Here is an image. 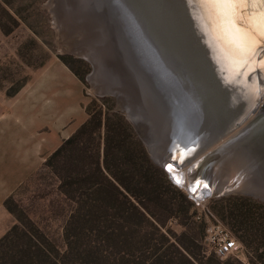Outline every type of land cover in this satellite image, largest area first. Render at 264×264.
Returning a JSON list of instances; mask_svg holds the SVG:
<instances>
[{
    "label": "rangeland",
    "instance_id": "obj_1",
    "mask_svg": "<svg viewBox=\"0 0 264 264\" xmlns=\"http://www.w3.org/2000/svg\"><path fill=\"white\" fill-rule=\"evenodd\" d=\"M56 1V3L54 1V8L57 9L58 12L60 10V12L57 13L60 19H62L61 22L55 17L56 10L51 8V0H0L1 7H4L8 11V13L15 16L19 20V24L14 27L13 31L10 34H5L0 27V98L8 96V92L13 91H18L14 96H16L17 94L22 95L23 93L32 92L34 89V84H39L40 88L44 92H46V94L53 93V89L51 88L55 84L54 86L57 87L58 92L60 93L59 96L62 95V97H57L54 99V96H47L46 98L48 102L52 99L61 101L62 105L68 108V113H63L64 127L63 132L61 133L63 141L65 140L67 135L71 131H73V129H75L78 125L80 126L88 119L87 106L89 104L93 105L94 111L98 110L99 105L101 104H103L104 111H107V107H111L113 112L121 114L123 118L130 124L136 136V139H139L142 142L151 160L158 167L164 169L169 181L173 184L168 175L167 168L163 167L166 165L167 160L166 158L160 159V155L164 153L167 157L173 158L174 156H176V153L178 155L181 154L182 156L187 157L185 166H188L189 160H191L188 159L189 156H192V158H196L203 154V152H201V146L205 145L206 142H202L204 139H207L206 137L208 136L207 134L197 135L194 130L192 132L190 131L194 127H198L201 116H203L201 114L196 115V112L190 110L193 103L195 105L198 103V105L201 104V101L197 99L199 95V89L195 83V80L197 79L195 73L189 70V72H168L170 73L169 76L173 77L169 80V82L167 81V86L163 85L164 83H162L163 81L160 80L158 73L152 68H150L148 73L144 71L145 69H143L142 72L144 75L141 72H138V74L135 69L132 71L133 75H129L127 77L128 74H125V71L121 67L122 64L119 62V60L115 57L112 58V56H114L113 50L118 48L119 50L117 49V51H115L117 54H119L121 50L122 54L119 55H124V65H126L130 61L128 65L130 64L129 66L131 67V69L135 68L134 59L132 60L133 57L130 56L133 54L125 55L123 49L124 9L122 7L123 4H121L123 2L121 0H108V2L107 0H100V3H102H99L97 5L94 3V0ZM96 5L100 7L97 9ZM110 5H112L113 7ZM58 6L59 8L60 6H62L63 9L66 6V10L70 8L72 9V11L68 10V12L65 13V11L63 10V17L61 9H59ZM115 7L118 9H116ZM52 10H54V16ZM103 19H105V23L103 22ZM110 20L113 22H110ZM2 21L4 23H7L8 27H12L9 18L5 17ZM110 32L112 35L110 34ZM110 37L114 39L112 40ZM120 37L122 38L123 43H121L120 41L119 44L117 41H114L117 39L119 40ZM106 43L107 46H105ZM23 44L27 45V51H34L33 56L31 57L33 66H28L21 58L20 47ZM66 48H74L78 50L80 54L68 52V50H65ZM107 48H109L108 51L105 50ZM84 50L88 52V55L86 57L82 53V51ZM90 52L91 54L93 53L95 55L98 53L100 55V61L103 60L108 68L103 71H97L93 59L89 58ZM125 56L128 57L125 58ZM127 58L129 59V61L127 60ZM162 62L163 64L172 66L169 64V61L167 62L163 60ZM163 64L160 63V67L164 72V76L169 77L167 70L166 68H164ZM59 67L63 68L64 73L59 70ZM139 67V64H137L136 68L138 71ZM66 72L72 73L80 81L81 86L78 90L79 102L77 101L76 106L75 103H72V100H70V84L67 83L66 85H64L67 82L64 77ZM115 72L116 76L114 75ZM176 72L178 76L176 75ZM141 75H143V78H141ZM53 77H56V82L53 81ZM61 77H63L64 80ZM131 78H133L135 84L137 83V87L135 86L134 81H132ZM137 78L140 79L141 82H139L140 80H138ZM137 80L138 82H136ZM145 82L149 85V87L147 86L148 89L145 88V86L147 85L144 84ZM139 83H142L143 85H140ZM152 85H154V88L152 87ZM142 86L144 88H142ZM150 88H153V90ZM158 95L160 96L158 97ZM141 96H143V99L150 105V109L146 106H144L145 108L142 107V104L144 105L145 102L142 101ZM185 99L187 101L189 100L188 102L190 105L188 103L186 104ZM161 102L162 104H165L162 105ZM119 104L121 110L119 109L120 107L118 108ZM261 104L264 105V100ZM124 106L128 107L127 110L132 119H134V117H139L142 122L136 123V121L134 120V126L133 123L126 118V115L124 113L125 111H123ZM252 117V120L243 124L242 127L240 126L241 132L238 134V136L235 137L236 141L235 139H233V141L230 140L232 141V144L228 145L230 147H225V149L231 150L232 153H227L228 157L224 158L223 163H221V161L219 160L220 162L218 166L216 163L217 161H215L216 164L214 166L217 170H219V172L221 171V173H223L224 171H232V173L229 172L231 176H235V173H239V170L231 169L229 167L230 165L231 167L235 166L238 161V156L236 154L234 146L236 145L235 142L242 140L244 136L246 138H250L254 135L260 136V134H264V114L261 111H258ZM184 128L191 129L185 130ZM48 130L47 132H49ZM144 140L148 143L149 146H152L154 144L155 146H159L158 149L160 150L158 151V154L156 153L157 151L154 152L155 155L159 156V161H155L152 159V155L148 151L147 145ZM151 140L155 143L152 144ZM56 150H54L53 152H48L45 155H41L43 162L41 164V167L34 173L35 177L26 181L16 191L14 199L15 201L13 205V207L15 208V212L17 213V215H19V217H21L23 225L24 223H28V219H31L32 221L37 223L39 229L44 232L52 242V246H47V250H49L48 252L52 254L55 262L58 264H60V262L63 264H68V262L69 264H124V245L120 243V245L116 246V242L114 239L110 240L108 243H104L103 240L106 238V236L103 234L99 235L98 233L94 235V240L102 241V243L100 244L101 246L97 248L101 253L107 256L106 260L101 261L96 257L88 258V254L83 252V248H80L77 252H75L74 255L73 253L71 255V258L74 261H62L61 256H63L65 252V244L63 239V226L65 222L63 220V217L60 216L59 213L54 211V208L52 207V205H50L48 198H45L47 195H51L53 200H57L56 189L58 182L50 171L48 172V170H42V166L44 165L46 160ZM199 152H201L202 154ZM203 162L204 161H202V163ZM241 163L243 162L241 161ZM245 163L249 165H244L245 171L242 174H245L246 172V174L249 176V173L252 172V168L250 166V163L244 162V164ZM203 168H205V166H203ZM205 174L207 173L205 172ZM221 179H223L222 181H226L225 175L222 176ZM218 184L219 183H217V185ZM173 185L175 186V184ZM177 188L180 189L184 194H186L190 199L186 189L179 187ZM221 188H224V182L217 193L213 194L212 198L209 199L207 207L213 214L218 217L223 225L227 226L233 232L228 222L221 217L217 209H222L227 215V207L230 208V206L236 202V198L249 196L238 193L218 195ZM252 199L255 200L254 198ZM255 201L260 204H264L257 200ZM194 210L198 213L201 208L195 203ZM253 210L254 212L258 211L255 209ZM258 213H260V211H258ZM12 219L13 223L9 227V230L17 221L14 216ZM119 223V221L114 220L113 228L115 230L119 229ZM204 223L206 225V222ZM27 226L30 225L27 224ZM165 228L169 231L166 235L170 237L171 242L179 240L178 238L182 237L180 238L181 241L188 244V242L185 240L186 238L184 237L186 226H184L179 220H177L176 218L169 219L166 223ZM233 234L235 235L234 232ZM236 238L238 239L237 236ZM38 239L41 240L40 238ZM122 239H124V236ZM238 241L240 240L238 239ZM24 242L27 243V240L25 238L15 237L14 241L11 240L7 243L3 251H12L17 245L23 247ZM45 245L47 244L45 243ZM242 245L244 247V253L242 255H239V257H231L225 260H222L220 258L219 259L221 261H237L236 263L239 264H250V261H256L254 252L246 247L243 243ZM167 246L168 244L165 246V248ZM126 252L129 253V250H126ZM200 252L201 253L199 257H201L203 261H207L209 256L214 254L210 252L206 247L204 240H202V251L200 250ZM142 253L143 251L138 256L142 255ZM2 254H0V257L2 256ZM126 256L129 258L128 255ZM3 261H8V259H4Z\"/></svg>",
    "mask_w": 264,
    "mask_h": 264
},
{
    "label": "trees",
    "instance_id": "obj_2",
    "mask_svg": "<svg viewBox=\"0 0 264 264\" xmlns=\"http://www.w3.org/2000/svg\"><path fill=\"white\" fill-rule=\"evenodd\" d=\"M6 11L0 3V27L10 34L19 20ZM5 17L11 21V28L2 21ZM26 47H20L21 58L33 66L34 51H27ZM17 92H8V96ZM87 114L88 119L42 166L58 182L57 200L51 195L45 198L65 222L62 261H74L71 255L80 248L88 258L106 260L107 256L97 248L102 241L94 240L98 233L106 236L104 243L114 239L116 246L124 245V264H239L221 261L215 254L207 261L199 257L205 237L204 221L196 219L194 203L169 181L164 169L154 164L121 114L111 107L104 111L103 104L96 111L89 104ZM34 177L35 174L30 179ZM15 194L4 203L17 221L0 239V264H58L47 250L52 242L37 223L28 219L30 226L23 225L15 212ZM227 210L226 215L217 209L240 242L254 252L256 261L250 264H264V204L250 197H238ZM171 218L186 226L184 237L188 244L181 241L182 237L171 242L166 235V223ZM114 220L120 222L118 230L113 228ZM15 237L25 238L27 243L3 251Z\"/></svg>",
    "mask_w": 264,
    "mask_h": 264
},
{
    "label": "bare ground",
    "instance_id": "obj_3",
    "mask_svg": "<svg viewBox=\"0 0 264 264\" xmlns=\"http://www.w3.org/2000/svg\"><path fill=\"white\" fill-rule=\"evenodd\" d=\"M54 1L55 3L57 2L56 0H51L50 2L52 9H55ZM94 3L98 5L100 3V0H94ZM88 5H91V4H88ZM154 5H157L158 7L162 5L164 8H166V12H165L166 16L158 15V17H160V19L164 22L166 26H168V28H171L170 27V24H171L174 30L179 32V35L183 37L184 41H182V44L185 45L186 43L188 46L187 52L181 49V47L179 49L181 51H184L186 56H188V54L189 55L193 54L195 58L198 57L199 59H201L202 65H200L198 61H195L193 59V56H191L192 59L190 56L188 57L190 62L188 61L187 58H185L184 60L186 63L185 62L183 63V65L189 71H193V73H195L198 79V80L197 79L195 80V83L199 89L198 90L199 95L197 99L201 101L200 102L201 104L198 105L199 104L198 103L195 105L193 103L191 105L190 110H192L193 112H196V115L197 114L203 115L201 116V120L198 123V127H194L193 129L191 128H184V129L185 130L191 129L190 130L191 132L194 130V132L197 135L207 134L208 136L206 138L210 139V141L203 140L202 143L206 142L205 145L201 146V149H202L201 152H203V154L201 153L202 155L198 156L200 158L198 157H196L197 159L194 157L191 158L190 162L188 163V166L183 165L184 164L183 162L186 157L182 156L181 154L176 155L172 158V157H167L163 153L160 155L159 158L160 159L166 158L167 162H166L165 167H167L169 173L170 172L172 173L176 182H178L181 186H183V188L186 189L187 191L191 188V190L196 192V194L204 198V201H208L210 198H212L213 194L217 193V191L222 186L223 182H224V188L223 189L221 188L218 195H222L223 192L226 191V189H228L231 185H233V182H234L233 179L235 178V176H231L229 173V172L232 173V171H224L223 173H221V171L219 172V170H217L214 165L217 163V166H218L220 162L219 160H221L223 157L224 158L228 157L227 153L226 154L224 153V151H226L225 147H230L228 145L232 144L233 139H235V137L238 136V134L241 132L240 128L242 127V125L253 119L252 116L249 117L243 122L241 127L240 125L236 126L234 122L235 127H233V129H230V131L227 132V129L232 124L233 120L236 119L238 116H240L244 112V110L248 109L250 104L255 103L256 96L259 94L257 92L260 90V87H261L260 82L262 78L264 77V55H259V52H257L256 48L260 47L259 40L260 39L262 40L264 36H262L260 32L257 30L256 35L254 37L255 39L254 46L251 49H241L232 43L231 39L223 33L222 29H220L216 25H213L210 27L206 23V15L209 10L207 8L202 7L201 0H154ZM99 7L97 6V9ZM122 7L124 9V5H122ZM66 8H67L66 6L64 7V9L62 8V6H60L59 8L61 9L63 17H64V11L65 13H67L68 10L72 11V9L68 8V10H66ZM55 10H56L55 17L59 19V21L61 22L62 19H60L58 15L60 10L59 12L57 11V9ZM52 12L54 16V10H52ZM99 13H103V12H99ZM261 13H264V0H250L248 15L251 17V26L253 27V29L258 28ZM153 15L154 17H156L155 16L156 13L153 12ZM103 22L105 23V19H103ZM110 22H113V21L110 20ZM130 24L132 27L130 26L128 27V25L125 24L126 31L124 30V44H123L124 48L123 49H124L125 55L133 54V55H130L131 57H133L132 60L134 59V63H135V68L133 70L136 69L137 73L141 72L143 74L142 72L143 69H145L144 71L148 73L150 68H152L158 73L160 80L163 81L162 83H164L163 85L165 86H167L166 83H168L169 80L172 79L173 77V76H169L171 72H174V71L187 72L185 67L181 64H177L175 62L172 63V66L163 64L162 60H160L158 55L155 54L154 52L155 50H152V48L150 47L148 48V46L144 43V39H142V35L140 31H138V27L135 24H133V22H131V19H130ZM158 30L160 34L163 31L166 36L169 35V29H168V34H167V30H165L164 27H162V29L161 28L159 29L158 27ZM114 41H117L118 43L121 41V43H123L121 37L119 38V40L117 39ZM169 44L174 46V44L176 43L169 42ZM105 46H107V43ZM109 48L105 50L108 51ZM117 49L115 50L117 51ZM65 50H68V52H74L76 54H80L78 50L74 48H70V49L66 48ZM115 50H113L114 56H112V58L115 57L116 59L119 60V62L122 64L120 65L125 71V74L126 75L128 74L127 77L129 75H133L132 71L130 70L131 68L129 66L130 64L128 65V63L130 62L129 59L127 58V60L129 61V62L127 61L128 63L126 62L127 66L124 65V57H123L124 55L120 56L122 54L121 50H120V53L118 52L120 55L117 54ZM82 53L85 57L88 55V52L85 50L82 51ZM89 56H90L89 57L90 59H93V62L96 65L97 71H100V70L103 71L108 68L102 59H101L102 61H100V55L98 53L95 55L93 53L91 54L90 52ZM126 57L128 56H125V58ZM160 63L164 65V68H166L167 73L170 72L168 73L169 77L164 76V72L162 71L160 67ZM137 64H139L140 66L139 71L136 68ZM116 72L114 73L115 76H116ZM143 75H141V78H143L142 77ZM134 77H137V76H134ZM131 79L132 81H134L133 78ZM138 80L136 82H138ZM139 82H141V80ZM146 82L144 84L148 83ZM134 84H135V81H134ZM136 84L135 86L137 87L138 85ZM140 85H143V84L141 83ZM147 86L149 87V85L147 84L145 88L148 89ZM153 86L154 85H152V87ZM142 88L144 87L142 86ZM153 88H150V89L153 90ZM159 96L160 95H158V97ZM141 99L143 102H145L144 105L141 103L142 107L145 108L144 106H146L147 108L150 109V105L143 99V96H141ZM188 101L186 100V104L187 103L189 104ZM164 104L165 103H163L162 105ZM127 108L128 107L124 106L123 109L128 114V116L132 118L129 115ZM258 110L264 114V105L261 104ZM258 110L252 113V115L253 114L255 115L258 112ZM246 113H247V110H246ZM193 117H196V116H193ZM244 137L242 138V140L244 141L239 140L238 142H235L236 145L233 144L235 146L236 154L238 156L237 162L241 164V161H242L243 164L244 162L251 164V160L249 159L251 157V151H250V148L246 147V144L247 143L250 144L252 143V141L256 142V138H253L252 140H248L249 138H246V137L244 138ZM151 142L152 144L155 143L152 140ZM150 147L154 150V152L157 151L156 153L158 154V151L160 150L158 149L159 148L158 145L155 146L154 144ZM220 147H221V150H220ZM207 154L213 155L214 159L217 162L216 163L214 162L210 166L203 168L204 165L202 164V161L203 159H206L205 156ZM170 160H172L173 162L177 164L183 165V166H177L176 164H173V163L171 164ZM241 167H238L236 164V166H232L231 169L235 168L239 171H242ZM204 171L207 174H205ZM196 175L198 176L196 177ZM224 175L226 177V181H222L223 179H221L222 176ZM242 176L246 180L250 181L249 180L250 176H248L247 174H242ZM193 180L195 181L194 183H193ZM217 183L219 184L217 185Z\"/></svg>",
    "mask_w": 264,
    "mask_h": 264
},
{
    "label": "crops",
    "instance_id": "obj_4",
    "mask_svg": "<svg viewBox=\"0 0 264 264\" xmlns=\"http://www.w3.org/2000/svg\"><path fill=\"white\" fill-rule=\"evenodd\" d=\"M59 70L64 73L62 67ZM64 77L67 81L64 85L68 83L71 87L70 100L76 106L80 81L70 72ZM53 81H57L56 77ZM54 85L53 93L49 94L39 84H34L32 92L0 98V239L13 223L12 214L4 206L5 201L41 167V155L53 152L63 142V113L67 114L68 108L54 100L62 97ZM47 96H54V99L48 102Z\"/></svg>",
    "mask_w": 264,
    "mask_h": 264
},
{
    "label": "water",
    "instance_id": "obj_5",
    "mask_svg": "<svg viewBox=\"0 0 264 264\" xmlns=\"http://www.w3.org/2000/svg\"><path fill=\"white\" fill-rule=\"evenodd\" d=\"M122 2L124 5V0H122ZM153 12L156 13L155 15L156 17H154ZM165 12H166V8H164L162 5H160L159 7L157 5H154V0H125L124 30H125V24H127L128 27L129 26L132 27L130 24V19H131V22H133V24H135L138 27V31H140L142 35V39H144V43L148 46V48L150 47L152 48V50H155L154 52L155 54L158 55L159 59L162 61L163 60L167 62L169 61L170 65H172V63L174 62L177 64L183 65V63L185 62L184 60L185 58H187L188 61L190 62L188 58L189 56L190 57L193 56V59L195 61H198L199 64L202 65L201 59H199L198 57L195 58L193 54L192 55L188 54V56H186L185 52L179 49L181 47V49L187 52L188 46L186 43L185 45L182 44V41H184L183 37L179 35V32L174 30L171 24H170L171 28H168V26L164 24V22L160 19V17H158V15L166 16ZM158 27L159 29L160 28L162 29V27H164L165 30H167V34H168V29H169V35L166 36L164 32L160 30L162 31L161 32L162 36H161L158 30ZM259 41H260L259 43L260 47L256 48V50L257 52H259V55H264V37L262 38V40L260 39ZM169 42H173L176 44L172 46L169 44ZM185 69L188 72V69L186 67ZM130 70L133 71V69L131 68ZM176 75H178L177 72H176ZM260 84H261V87H260V90L257 92L259 94L256 96L255 103L250 104L248 109H246L247 113H246V110H244V112L239 117H237L236 120L235 119L233 120L232 124L228 127L227 132L230 131V129H233L235 125L241 126L246 119L254 115V114L252 115V113H254L255 111L259 109L262 101L264 100V77L262 78ZM119 107H120V104L118 105V108ZM119 109L121 110V107ZM124 113L126 115V118L129 121H131L134 126H135L134 120L136 121V123L142 122L139 117H134V119H132L128 116L126 112ZM234 122H235V125H234ZM253 138H256V142L252 141V143L246 144V147L250 148V151H251V157L249 158L251 160L250 166L252 168V172L249 173L250 181L246 180L242 176V173H244L245 171L244 165H249V164H246V163L240 164L239 162H237L238 167L242 166L241 167L242 171L240 172L238 171L239 173L237 174L235 173V178L233 179L234 180L233 185H231L228 189H226V191H224L223 194L238 193V194L252 197L257 201L264 203V134H260V136L254 135L252 138L250 137L249 139L252 140ZM204 140L210 141V139H204ZM144 142L147 145L148 151L152 155V159L155 161H158L159 156L155 155L154 150L148 145V143L145 140ZM229 149H232V148H229ZM228 152H231V150L226 149V151H224L225 154ZM176 155L178 154L176 153ZM205 157L206 159H203L204 162L202 163L205 167L210 166L212 163L216 161L213 155L211 156L210 154H207ZM186 158L184 160L185 163L184 162H183L184 164L182 163L183 165H186V162H187ZM191 158L192 156L188 157V159H191ZM223 160H224V157L220 161H222L223 163ZM170 162L171 164L173 163L176 165H180V164L173 162L172 160H170ZM163 167L165 168V166ZM229 167L231 168V165Z\"/></svg>",
    "mask_w": 264,
    "mask_h": 264
},
{
    "label": "snow or ice",
    "instance_id": "obj_6",
    "mask_svg": "<svg viewBox=\"0 0 264 264\" xmlns=\"http://www.w3.org/2000/svg\"><path fill=\"white\" fill-rule=\"evenodd\" d=\"M201 4L209 10L206 23L222 29L238 48L251 49L257 30L264 36V13L260 14L258 28L251 26L248 15L250 0H201Z\"/></svg>",
    "mask_w": 264,
    "mask_h": 264
},
{
    "label": "built area",
    "instance_id": "obj_7",
    "mask_svg": "<svg viewBox=\"0 0 264 264\" xmlns=\"http://www.w3.org/2000/svg\"><path fill=\"white\" fill-rule=\"evenodd\" d=\"M168 175L175 186L183 188V186L175 181L171 172L169 173L168 171ZM194 182L193 180V183ZM187 194L193 203H196L201 208L196 214V219L206 222L204 243L209 251L222 260L242 255L244 253L242 243L238 241L233 232L227 226L223 225L218 217L208 209L207 203L209 200L204 201V198L196 194L191 188L187 191Z\"/></svg>",
    "mask_w": 264,
    "mask_h": 264
}]
</instances>
